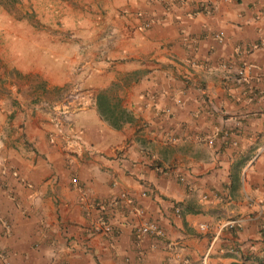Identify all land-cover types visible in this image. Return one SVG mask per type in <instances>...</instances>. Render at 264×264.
<instances>
[{
    "label": "crops",
    "instance_id": "obj_1",
    "mask_svg": "<svg viewBox=\"0 0 264 264\" xmlns=\"http://www.w3.org/2000/svg\"><path fill=\"white\" fill-rule=\"evenodd\" d=\"M72 2L0 18V264H264V0Z\"/></svg>",
    "mask_w": 264,
    "mask_h": 264
},
{
    "label": "rangeland",
    "instance_id": "obj_2",
    "mask_svg": "<svg viewBox=\"0 0 264 264\" xmlns=\"http://www.w3.org/2000/svg\"><path fill=\"white\" fill-rule=\"evenodd\" d=\"M69 3L73 4L74 2H72V0H0V18L2 19L6 17H23L28 18L32 21L42 20L41 25L44 26L45 24H47V20L49 19L55 18L57 20H63L66 15L65 10H69L70 8V6L67 7V4L70 5ZM72 11L78 12L74 6L72 8ZM59 46L61 48L63 44H59ZM59 46L56 47L57 50H59ZM58 56L59 54L57 55V59ZM29 75L30 72H26L25 76L21 77L20 79H22V81H27L31 77ZM34 79L39 80L38 78ZM62 89L65 90V88ZM62 89H57V91L55 90V95H57V97H59V95L61 97L64 96V93L66 91ZM60 111H63V108L59 106L56 112Z\"/></svg>",
    "mask_w": 264,
    "mask_h": 264
},
{
    "label": "built area",
    "instance_id": "obj_3",
    "mask_svg": "<svg viewBox=\"0 0 264 264\" xmlns=\"http://www.w3.org/2000/svg\"><path fill=\"white\" fill-rule=\"evenodd\" d=\"M55 123L57 125V128L59 129V135L65 137L66 128L71 126L70 119L67 117V114L64 111H62L59 115H57ZM71 132H72V135L76 139L80 140L81 136L79 132H73V131ZM71 184L72 186L77 185L76 177H73L71 179ZM121 197L124 198L127 202H131V198L128 197L126 193H122ZM97 206L102 210L105 209V205L102 202H98ZM93 229L95 233H101V234L103 233L105 235H108L114 232L112 225L102 217L100 218V221L94 225ZM134 233L137 237H140L142 235H150L152 237L159 238L164 235L162 228L155 221H147V222L141 223L140 225L135 227Z\"/></svg>",
    "mask_w": 264,
    "mask_h": 264
},
{
    "label": "trees",
    "instance_id": "obj_4",
    "mask_svg": "<svg viewBox=\"0 0 264 264\" xmlns=\"http://www.w3.org/2000/svg\"><path fill=\"white\" fill-rule=\"evenodd\" d=\"M100 103H101L100 104V107H101L100 108V112H102V113H110V115L114 113L113 109L109 108V105H108L105 97H102V99L100 100ZM98 106H99V104H98ZM121 117H122V114L113 116L112 122L115 124L117 122V120L119 118H121ZM260 261H262V260H260Z\"/></svg>",
    "mask_w": 264,
    "mask_h": 264
}]
</instances>
